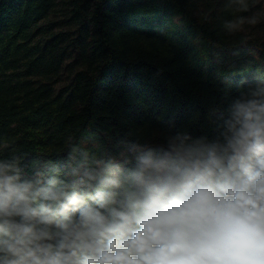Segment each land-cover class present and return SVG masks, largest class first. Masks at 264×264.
I'll return each mask as SVG.
<instances>
[{
	"label": "trees",
	"instance_id": "obj_1",
	"mask_svg": "<svg viewBox=\"0 0 264 264\" xmlns=\"http://www.w3.org/2000/svg\"><path fill=\"white\" fill-rule=\"evenodd\" d=\"M256 2L0 0V155L66 167L68 137L132 162V144L214 140L232 100L264 77V35L223 27Z\"/></svg>",
	"mask_w": 264,
	"mask_h": 264
},
{
	"label": "clouds",
	"instance_id": "obj_2",
	"mask_svg": "<svg viewBox=\"0 0 264 264\" xmlns=\"http://www.w3.org/2000/svg\"><path fill=\"white\" fill-rule=\"evenodd\" d=\"M226 112L214 140L177 132L166 147L132 144L134 162L72 137L66 167L0 155V264H264V77Z\"/></svg>",
	"mask_w": 264,
	"mask_h": 264
},
{
	"label": "rangeland",
	"instance_id": "obj_3",
	"mask_svg": "<svg viewBox=\"0 0 264 264\" xmlns=\"http://www.w3.org/2000/svg\"><path fill=\"white\" fill-rule=\"evenodd\" d=\"M254 9H253V13L250 15H247L246 17H251V16H257L258 17V23L255 24L254 26H249L246 25L245 26V32H253L254 34H258V35H264V0H257L256 4L254 5ZM51 18H55L59 20L61 18L64 17V15L60 12L56 13V14H51L50 15ZM59 29H70V28H74L73 26H69V24L65 23V22H61L59 23ZM66 62H69V59L65 60ZM66 74L67 72L64 70L61 76V79L58 83H63L66 81Z\"/></svg>",
	"mask_w": 264,
	"mask_h": 264
}]
</instances>
